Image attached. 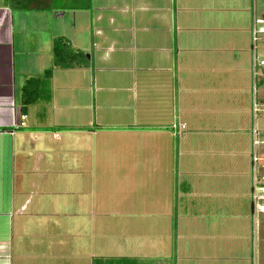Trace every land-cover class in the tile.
Wrapping results in <instances>:
<instances>
[{
	"label": "crops",
	"instance_id": "crops-1",
	"mask_svg": "<svg viewBox=\"0 0 264 264\" xmlns=\"http://www.w3.org/2000/svg\"><path fill=\"white\" fill-rule=\"evenodd\" d=\"M70 16V29L42 44L48 62L40 55L34 64L28 15L0 0V264H248V252H223L222 240L237 232L244 241L247 225L242 210L223 212L215 201L222 193L208 177L222 174L211 160L179 159L193 147L236 154L248 140V0H92ZM58 35L92 65L56 68L50 101L28 106L15 128L21 88L52 63ZM209 134L228 137L212 147Z\"/></svg>",
	"mask_w": 264,
	"mask_h": 264
},
{
	"label": "rangeland",
	"instance_id": "rangeland-1",
	"mask_svg": "<svg viewBox=\"0 0 264 264\" xmlns=\"http://www.w3.org/2000/svg\"><path fill=\"white\" fill-rule=\"evenodd\" d=\"M239 2L241 4V3H244L245 0H239ZM254 9H256V12L259 15H263L264 14V0H248V24H249V17L251 16V18L253 19ZM15 13H23L24 15H28L27 47L29 50L30 63L32 62L36 64L35 63L36 59L40 55L43 57L44 62H48L47 61L48 53L45 52L44 47L42 48L43 53L41 52L42 44L46 40H48V38L51 35L52 30H56L57 28H60L62 30L68 31L70 29V24L73 22L71 21V19L73 18H71L72 16H70L72 13V10L61 9L59 11H43V12H37V11L17 12L15 11ZM62 13L64 14L61 15ZM39 15H42V16L47 15V17L46 19L39 18ZM52 15H54L53 18H52ZM59 36H62V35H59ZM66 38L68 39V37ZM49 44L51 45L52 42H49ZM51 56H52V63H49L48 67H51L53 64V53L51 54ZM37 70L40 71V69L38 68ZM262 74H264V72ZM32 76H35V75H32ZM258 79L259 81L261 80L263 81L260 85L258 84V88H257V96L261 100L262 98L264 99V75L263 77L259 76ZM253 87H254V82H253L252 62H251V53H250V32L248 31V125L244 124L243 126L244 129H247L248 127V140H246L247 138L246 136L243 137L242 142H240L242 144L238 146V150H237L238 153L236 154L233 153V150L230 153H227L226 151H222V152L217 151V152L212 153L211 151H206V150L198 151L196 148L194 147L191 148V146H189V148L191 149H187L188 154L182 153L179 159H183L186 157V159H188L191 163H195L196 161H204V160H211V162L213 161V164H214L213 168L216 169L215 173L222 174L220 179H217L216 177L214 178L213 172H210L209 177L206 176L210 178V182L212 180H215L213 184L209 183L208 186L212 184L216 191H220L222 193L220 194L219 197L215 198V201H217L219 207L222 209L223 212H225V210L227 209H230L232 212L234 210L235 212L236 210L235 208L237 207L240 211L242 210L244 214H246L244 215L246 218L243 219L242 217V219L245 220V224L247 225V226H244L247 228L246 229L247 237H245L243 241L240 239L237 232H232L230 235L231 236L230 238L226 237L225 239L222 240V241H227V243L230 242L227 244V246H230V247L228 249H225L223 252L225 253L226 250H229V249L231 250L230 254L232 255L233 254L234 255H244V254H247L248 252V264H264V214L259 213L256 216L252 215L251 196H250V190H249L252 185V168H251V156H250V153H251L250 131L253 126L249 107L252 103L253 96H254ZM246 95L247 94H245V96ZM257 127L259 130H264V117L258 118ZM191 132L192 130L187 129V131L185 132L186 135H188L187 137H189L190 139H192L195 136L198 137V135L194 136V134H190ZM210 136L212 137V140L210 143L212 144V147L213 146L217 147L219 144L223 146V143L220 142L221 139H223L224 136L226 138L228 137V135H223V134H215V135L209 134V137ZM177 153H178V150L177 149L174 150V162H176L177 160ZM237 163H239L240 167L235 168V170L241 169L243 175L241 177H236L237 179L234 181L233 178H235L234 176L235 174L233 170H234V166H236ZM113 168H114L113 169L114 172L110 171V174L113 177H111V179L109 180L110 181L109 182L110 196L116 193V191H114V186L117 182H116V178L114 177L115 175H117L115 171L117 170L119 171L120 169L118 167L116 168L113 167ZM139 176H140L139 184L147 182V184L149 185V180L151 177L149 178L147 175H139ZM199 179L200 178H198V180ZM217 183L219 184L218 186H217ZM173 184L175 185L176 182L173 181ZM148 194H149V191L146 194H143L144 196H141V200H140L141 204L145 205V206H142L141 208H147V209H142L143 212H146L145 210H148V208L150 207V205H148L149 200H153L149 197ZM118 200L119 199L116 196L114 198H111V197L109 198L110 211L115 210L116 202ZM206 205L207 203L205 204V206ZM190 208H193V206H190ZM192 211L194 210L192 209ZM145 214L141 215V218H139L140 220H138L139 223H147V221L149 220V215L148 214L145 215ZM110 218H111V221L113 220L114 223L117 222L116 221L117 216L115 214H110ZM173 220L175 221L176 219L173 218ZM225 233L227 232L225 231Z\"/></svg>",
	"mask_w": 264,
	"mask_h": 264
},
{
	"label": "trees",
	"instance_id": "trees-1",
	"mask_svg": "<svg viewBox=\"0 0 264 264\" xmlns=\"http://www.w3.org/2000/svg\"><path fill=\"white\" fill-rule=\"evenodd\" d=\"M2 2L12 12L88 10L92 7V0H2ZM52 53V66L46 68L42 74L28 77L21 88L20 110L22 113H26L28 106L32 104L50 101L51 80L56 68L75 69L92 65L86 52L74 48L69 39L64 36L58 35L53 38ZM262 82L261 80L258 84ZM93 264H151V260L131 257H96L93 259Z\"/></svg>",
	"mask_w": 264,
	"mask_h": 264
},
{
	"label": "built area",
	"instance_id": "built-area-1",
	"mask_svg": "<svg viewBox=\"0 0 264 264\" xmlns=\"http://www.w3.org/2000/svg\"><path fill=\"white\" fill-rule=\"evenodd\" d=\"M251 40V62L253 73V100H252V185H251V206L253 215L264 214V131L259 130L257 121L259 117H264V101L257 96L259 79L264 74V14L259 15L256 9L253 11V19L250 27ZM27 115L19 114L17 120L13 121V126L19 128L25 125Z\"/></svg>",
	"mask_w": 264,
	"mask_h": 264
}]
</instances>
